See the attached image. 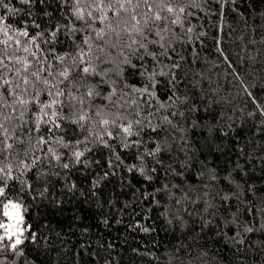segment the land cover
I'll use <instances>...</instances> for the list:
<instances>
[{
  "label": "trees",
  "instance_id": "obj_1",
  "mask_svg": "<svg viewBox=\"0 0 264 264\" xmlns=\"http://www.w3.org/2000/svg\"><path fill=\"white\" fill-rule=\"evenodd\" d=\"M6 2L20 9L11 13L0 6V14L13 29L28 26L33 34L44 30L38 41L43 51L33 48L36 59L29 57L34 64L44 61L51 47L60 54L77 51L74 39L82 40V33L73 37L61 31L59 43L45 42L52 40L51 26L57 21L67 23L59 0L43 4L36 0L31 5ZM191 11L182 25H168L171 45L167 50L149 45L156 59L145 56L142 60L139 52L125 48L130 63H121L119 75L109 73L111 80L122 87L126 84L124 90L134 93V88L146 82L147 73L165 72L155 77L158 99L151 100L149 110H159L158 116L183 112V116L170 117L174 126L164 124L157 132L145 128L140 135L128 137L127 146L121 138L124 134L115 127L113 138L104 136L105 146L89 134L97 131V108L88 110L85 103L82 107L89 119L82 122L84 127L74 119L57 118L60 128L48 132L51 125H42L40 133L31 132V139L32 123L17 129L24 143L14 136L10 143L15 148L3 154L0 167L10 166L18 178L10 182V196L26 209L25 225L36 239L26 241L19 255L0 251L2 264H264V214L248 211L264 201V117L258 112L248 115L258 104L264 105V0H229L223 9L216 0H208L206 7ZM71 63L69 56L64 64ZM174 63L179 67L171 68ZM173 73L174 84L170 83ZM100 79L90 78L93 84ZM111 80L106 79L98 91L105 93L113 87ZM28 88L29 95L37 91L31 85ZM39 89H44L43 84ZM80 96L72 89L70 95L57 97L60 115L69 114V104L80 107ZM52 98L44 90L39 101ZM37 103L29 105V115L38 110ZM92 103L101 106L107 101L97 96ZM161 103L169 106L160 108ZM15 107V112L4 107L0 113L18 116L19 106ZM132 118L142 116L133 114ZM158 123L162 121L152 120L153 125ZM17 124L13 119L12 126ZM39 135L48 138V145H36ZM77 141L83 142L79 150L91 149L80 163L70 159ZM49 146L60 155L59 161L45 155ZM157 147L162 151L148 155ZM34 156L40 159L33 165ZM65 162L72 166L65 169ZM141 167L151 180L141 175ZM152 167L157 171L152 172ZM165 184L175 197L156 191ZM185 192L190 199L184 198ZM247 226L253 231H245Z\"/></svg>",
  "mask_w": 264,
  "mask_h": 264
},
{
  "label": "snow or ice",
  "instance_id": "obj_2",
  "mask_svg": "<svg viewBox=\"0 0 264 264\" xmlns=\"http://www.w3.org/2000/svg\"><path fill=\"white\" fill-rule=\"evenodd\" d=\"M34 2L36 0H20V3L24 5H31ZM45 2L46 0H39L41 4ZM216 2L220 3L223 9L229 0H216ZM207 3L208 0H59V7L63 10L67 23L57 21L55 25L51 26L52 40L45 39V42L59 43L58 34L61 31L72 34L73 37L76 33H82L83 39L79 41L74 39L77 48L74 54H60L54 47H51L48 53L44 54V61L37 64L32 62V59H36L33 48L43 51L39 49L38 43L40 38L44 37L41 25L33 21L34 27L41 29L36 34H33L28 26L13 29L6 17L0 14V108L12 107L15 112V106H19L18 116H5L0 113V158L4 153H10L15 148V144L10 143L14 136L19 143H24L23 139L16 135L17 129L22 125L33 124V128L29 129V139H31L32 131L40 133L42 125H51L47 128L48 132H51L53 127L60 128L61 125L57 123V118L74 119V122L80 123V126L84 127L82 122L89 119L87 111L82 107L85 103L89 105L88 110L97 108L94 112V118H98L94 124L97 131L95 133L90 131L89 134L95 135L96 140L105 146L108 144L104 140V136L107 135L109 139L113 138L114 133L111 129L115 127H119L124 134L121 138L126 141L125 146H127V138L134 134L140 135L145 128L157 132L164 124L174 126V121L170 117L178 114L183 116V112L174 111L158 116L159 110L155 112L149 110L151 100L158 99L155 95V86L159 81L155 77L165 75V72L161 70L159 73L156 71L147 73L146 82L142 87L134 88L135 94L124 90L126 84L122 87L115 80H111L109 73L119 75L121 63H130L128 56L125 55V48L131 52H139V58L142 60L145 56L156 59L157 53L152 52L149 45H158L161 49L167 50L171 45V39L166 35L170 31L168 25H182L183 19L193 14L192 9L204 8ZM0 6L11 13L20 10L9 7L6 0H0ZM142 8L143 11H141ZM46 15H50V13H46ZM188 31L190 32L192 29L189 28ZM116 50H119L118 55L114 57L112 52ZM21 52L26 55H19L18 53ZM223 54V50H221V55ZM69 56L72 61L71 65L64 64ZM120 56L124 57V61L119 60ZM52 60H55L56 63H52ZM225 61L229 62V66H231L227 56H225ZM105 63H112L114 66L106 69L102 67ZM57 64L64 66L58 68ZM132 66L135 67V65ZM170 67L178 68L179 64L174 63ZM141 75L143 76L145 73L142 72ZM97 76L101 78L100 82L93 84L90 78ZM106 79L111 80L114 86L105 93H101L98 88ZM54 80L56 83H53ZM174 82L175 73L172 74L170 80V83L174 84ZM41 84L44 89H39ZM29 85L33 89H37L32 95H29ZM60 85H64V87L62 88ZM72 89L81 92L78 100L80 107L69 104V114L61 116L62 110L57 108L60 103L57 97L70 95ZM44 90L53 97L51 100L39 101V96ZM245 91H247L246 88ZM97 96H102L107 104L94 105L92 99ZM9 97L12 98L11 104L8 103ZM71 99L77 100V97L72 95ZM34 101L38 102V110L31 111L29 115V105ZM109 105L111 108L108 107ZM168 106L166 103L160 104V108L163 109ZM257 112L260 117H264V105L258 104L257 109L249 112L248 115L254 117ZM133 114L142 116V118L133 119ZM25 116H29V119H24ZM13 119L18 120L19 124L12 126ZM153 119H160L162 123L153 125ZM122 121H126V123ZM135 142L139 143V141ZM48 143V138L43 135H39L36 139V145L43 146ZM80 143L83 142H76L77 148L72 152L70 158L74 159L76 163H80L85 152L91 150L88 148L79 150ZM63 146L68 147L69 145ZM160 151L162 149L157 147L154 152L150 151L148 155H155ZM48 154L53 155L57 161L60 160V155L50 146L45 152V155ZM39 159L40 157L34 156L33 165ZM71 166L69 162L63 163L65 169H69ZM139 171L146 180L152 179L145 173L143 167ZM151 171L156 172L157 169L152 167ZM16 179L18 178L13 175L10 166L0 167V216L4 218V220H0V251L7 249L13 254L19 255L22 252L21 246L29 240L35 242L36 235L31 232L30 226L25 225L23 213L26 209L18 198L14 199L10 196L9 189L12 187L10 182ZM173 187L179 188L180 186L173 185ZM156 191H165L170 197L176 195L168 188L167 184L163 188H157ZM184 198L190 199L187 192L184 193ZM197 199H199V194H197ZM180 202L179 199L175 201L176 204ZM157 203L160 201L158 200ZM248 211L253 215L257 211L264 214V201L256 208H249ZM245 231L252 232L253 228L247 226Z\"/></svg>",
  "mask_w": 264,
  "mask_h": 264
}]
</instances>
